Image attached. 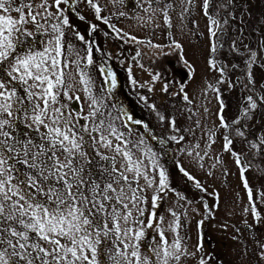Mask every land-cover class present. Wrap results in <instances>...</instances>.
I'll use <instances>...</instances> for the list:
<instances>
[{
    "label": "rangeland",
    "instance_id": "1",
    "mask_svg": "<svg viewBox=\"0 0 264 264\" xmlns=\"http://www.w3.org/2000/svg\"><path fill=\"white\" fill-rule=\"evenodd\" d=\"M40 2L32 0L34 6ZM93 2L101 9L100 19L87 0H71V12L68 5L61 4L73 27L65 29V47L71 45V50L60 58L68 62L64 69L68 95L59 97L56 106H66L74 123L77 113L81 117L89 116L91 101L79 82L78 72L82 70L91 77V94L98 101L96 107L104 113L101 118L106 124L111 121L126 140L140 145L132 151L143 160L142 167L153 179V186L144 193L147 200L141 219L147 223L150 213L158 214L154 219L157 226L145 229L146 236L140 242L141 255L159 245V232L163 231L169 244L179 235L182 249L187 253L174 264H200L201 260L205 264H264V145L259 147L253 139L244 142L247 133L260 137L257 138L259 143L264 140V100L260 99L264 97V0H232L231 4L228 0H210L208 9L210 16L224 27L218 51L214 52V57L222 61L215 62L218 66L237 64L238 70L246 74L250 70L254 84L249 85L248 92L244 87L246 82L235 69L231 74L221 75L218 68L209 65V61H213L212 43L204 0ZM48 3L52 5L53 0ZM166 3L169 5L166 9L168 25L162 11ZM221 3L227 7L219 8ZM49 11L53 13L51 23H57L56 8L50 7ZM11 15L18 18L15 11ZM27 27L33 30L32 25ZM77 31L85 37L84 41L76 37ZM234 40L239 53L230 50ZM177 43L181 46L179 49L175 47ZM245 45L256 53L250 69L244 63L249 55ZM89 49L91 65L86 59ZM101 68L105 72L112 70L117 80L115 88H111ZM129 70L135 84L129 79ZM154 75L159 78L153 80ZM222 80L224 82L219 83ZM233 84L235 87L230 86ZM165 85L167 92L163 90ZM249 93L254 94V100L257 98L258 107L256 115L251 113L256 109L250 110L245 118L242 110L247 106ZM185 94L188 101L183 99ZM73 100L78 105L76 111L70 108ZM159 115L165 119L161 121ZM221 117L229 127L221 126ZM237 118L241 123L233 124ZM90 119H80L79 123L89 125ZM237 128L244 132L243 137L236 134ZM225 136L233 141L230 151L224 150ZM110 139L113 144L118 143L114 137ZM254 144L257 147H252ZM148 149L155 153L158 167H153L151 157L145 155ZM100 151L113 154L103 148ZM232 151L239 155L241 166L246 168L244 178L252 191V202ZM256 158V164L258 160L261 164L254 169ZM161 168L168 178V187L163 190L158 188ZM181 169L194 180H189ZM196 182L201 188L195 187ZM140 185L144 186L143 179ZM153 195L159 198L155 209L151 201ZM253 205L256 217L252 214ZM169 210L180 218L177 232L171 230L175 218ZM105 264H108L107 259Z\"/></svg>",
    "mask_w": 264,
    "mask_h": 264
},
{
    "label": "snow or ice",
    "instance_id": "2",
    "mask_svg": "<svg viewBox=\"0 0 264 264\" xmlns=\"http://www.w3.org/2000/svg\"><path fill=\"white\" fill-rule=\"evenodd\" d=\"M87 3L100 19V7L93 0H87ZM61 4L68 5V11H72L71 0H53L52 5L48 0H41L35 6L32 0H0V264H105V259L108 264L179 262L181 256L187 254L182 249L181 238L177 235L169 244L163 231L159 232L160 243L155 249H149L143 256L140 253L145 229L157 226L154 224L156 212L149 214L147 223L141 219L147 200L144 193L153 186V179L142 167L143 160L132 151L140 145L126 140L111 121L106 124L101 118L104 113L96 107L98 101L91 94V77L82 70L78 72L79 82L91 101L89 116L81 117L77 113L74 123L66 106H56L59 97L68 95L64 71L68 62L60 58L71 50V45L65 47V29L73 27ZM53 6L57 23H51L53 13L49 9ZM168 6L166 3L162 9L166 25L169 24ZM210 6V0H204V14L210 22L209 35L217 41L210 48L214 53L218 51L224 27L210 16ZM218 7L223 9L227 5L221 3ZM13 11L18 13V18L11 15ZM29 24L33 30L27 27ZM223 24L226 25L227 20ZM75 35L79 40H85L78 31ZM175 47L181 46L177 43ZM244 47L249 52L244 63L250 69L256 53L247 45ZM230 50L239 53L235 40ZM86 59L88 65L93 63L91 49ZM209 65L218 68L221 75L225 74V66H218L212 60ZM230 67L236 69L239 65L231 64ZM100 71L110 80L111 88H115L117 80L112 70L105 72L101 68ZM158 78L153 76V80ZM129 79L136 83L130 70ZM252 84L254 77L249 70L244 87L249 89ZM230 86L235 87L234 84ZM163 90L167 92V85ZM183 99L189 100L187 94ZM260 99L264 100V97ZM246 101L247 106L242 110L245 118L250 110L257 108L252 95H248ZM80 119H90V124H80ZM159 119L163 121L165 117L159 115ZM232 123L240 124L241 120L237 118ZM221 126L229 127L223 117ZM236 134L245 135L239 128ZM110 137L118 143L113 144ZM232 143L225 136L224 150L230 151ZM260 144L264 145V140ZM101 148L113 154L101 152ZM145 155L151 157L153 167H158L151 149ZM232 155L236 157L241 179L252 202V191L244 178L246 168L241 166L235 151ZM181 171L189 180H194L187 171ZM158 175V188L163 190L168 187V178L162 168ZM140 179L144 180L143 187ZM195 187L201 188L199 182ZM180 199L184 197L180 196ZM158 200L157 195L151 197L154 209L158 207ZM169 211L175 218L171 230L177 232L180 218L176 212ZM252 214L256 217L254 205ZM197 250H200L199 246ZM200 264L205 262L201 260Z\"/></svg>",
    "mask_w": 264,
    "mask_h": 264
},
{
    "label": "flooded vegetation",
    "instance_id": "3",
    "mask_svg": "<svg viewBox=\"0 0 264 264\" xmlns=\"http://www.w3.org/2000/svg\"><path fill=\"white\" fill-rule=\"evenodd\" d=\"M216 41V40H215ZM213 53V52H212ZM212 59H213V61H217V63H221V61H222V59L220 60V59H215V57H214V53L212 54ZM230 63L229 64H227V68H225L226 69V71H225V74H227L228 72H231L232 71V68L230 67ZM226 66V65H225ZM109 68H111V66H109ZM236 70V73H237V75L239 76L240 75V77H242V79L243 78H245V73H244V70H238V69H235ZM246 137H249V138H251V139H253L254 141H256L257 142V138L256 137H254L251 133L250 134H248ZM258 144V146L260 147V143L258 142L257 143ZM262 147V146H261ZM263 148V147H262Z\"/></svg>",
    "mask_w": 264,
    "mask_h": 264
},
{
    "label": "trees",
    "instance_id": "4",
    "mask_svg": "<svg viewBox=\"0 0 264 264\" xmlns=\"http://www.w3.org/2000/svg\"><path fill=\"white\" fill-rule=\"evenodd\" d=\"M236 69H240V67H238V68H236ZM246 75H247V74H246ZM245 91L248 92L249 90L245 88ZM249 94H251L252 96H254V94H252V93H249ZM256 102H257V101H256ZM256 111H257V109H256L254 112H252V113L256 115ZM255 118H256V117L253 116V119H255ZM259 133H260V131H259ZM257 138L260 139V137H257ZM256 161H257V158H256L255 160H253V163H254L253 168H254V169L258 168V167L260 166V164H261V161H260V160H258L257 164H256ZM262 194L264 195V189H263V193H262Z\"/></svg>",
    "mask_w": 264,
    "mask_h": 264
},
{
    "label": "water",
    "instance_id": "5",
    "mask_svg": "<svg viewBox=\"0 0 264 264\" xmlns=\"http://www.w3.org/2000/svg\"><path fill=\"white\" fill-rule=\"evenodd\" d=\"M72 110H76L77 109V103L75 101H73L72 105H71Z\"/></svg>",
    "mask_w": 264,
    "mask_h": 264
}]
</instances>
